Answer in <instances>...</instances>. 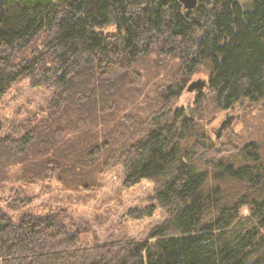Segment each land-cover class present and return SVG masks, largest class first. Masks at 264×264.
<instances>
[{"label":"trees","instance_id":"16d2710c","mask_svg":"<svg viewBox=\"0 0 264 264\" xmlns=\"http://www.w3.org/2000/svg\"><path fill=\"white\" fill-rule=\"evenodd\" d=\"M22 79L51 95L17 132L0 123V187L79 196L120 167L124 186H152L128 215L162 217L141 239L83 242L90 228L63 207L15 193L0 201V264H264V139L217 142L201 123L208 103L264 95V0H0V98Z\"/></svg>","mask_w":264,"mask_h":264},{"label":"rangeland","instance_id":"374dc122","mask_svg":"<svg viewBox=\"0 0 264 264\" xmlns=\"http://www.w3.org/2000/svg\"><path fill=\"white\" fill-rule=\"evenodd\" d=\"M245 9L251 7L252 0H241ZM104 32L115 30L114 25L102 28ZM206 79V73L193 77ZM191 80V81H192ZM51 90L42 87H32L27 79H22L13 85L0 98L1 132H17L29 120L34 121L44 112L46 102L50 98ZM195 90L184 91L176 100L174 107L192 105ZM227 115H233L229 126L221 130L216 136L218 127ZM201 123L208 135L217 142L228 141L237 137L239 142L261 141L264 139V95L255 100L241 99L232 107L218 109L212 104L205 105L201 115ZM120 167H114L100 179V187L91 193L68 194L61 191L55 181L47 183L20 186L15 181H8L0 187L1 203L6 197L27 195L32 202V210L46 212L49 208L63 207L66 219L71 227H89L81 234L83 242H90L93 238L103 241L116 236L141 239L144 238L152 225L158 222L162 214L158 209L150 216L140 219L128 215L130 208H140L149 204L152 186L149 181L141 180L132 186H124ZM23 189V190H22ZM22 190V191H21ZM3 205V204H2ZM246 210H243L245 213ZM11 218L16 221L17 215Z\"/></svg>","mask_w":264,"mask_h":264},{"label":"water","instance_id":"95a60500","mask_svg":"<svg viewBox=\"0 0 264 264\" xmlns=\"http://www.w3.org/2000/svg\"><path fill=\"white\" fill-rule=\"evenodd\" d=\"M180 2H182L183 7L185 8H192L195 6L197 0H179ZM200 35L197 36L196 38V43L199 44L200 42ZM206 82L204 79L201 78H197L195 80L190 81L187 86H186V91H193V90H197L202 88L203 86H205ZM233 118V115H227L226 118L224 120L221 121L216 136H219V134L221 133V130H223L224 128H226L227 126H229V124L231 123V120Z\"/></svg>","mask_w":264,"mask_h":264}]
</instances>
